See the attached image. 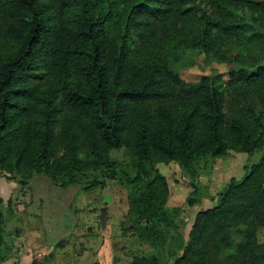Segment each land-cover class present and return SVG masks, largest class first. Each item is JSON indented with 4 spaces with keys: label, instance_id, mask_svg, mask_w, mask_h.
Returning <instances> with one entry per match:
<instances>
[{
    "label": "trees",
    "instance_id": "trees-1",
    "mask_svg": "<svg viewBox=\"0 0 264 264\" xmlns=\"http://www.w3.org/2000/svg\"><path fill=\"white\" fill-rule=\"evenodd\" d=\"M238 6L253 22L264 19V0H0L5 178L22 166L69 183L92 168L120 178L129 190L130 225L122 231L157 251L129 264H160V251L169 264H264V241L256 238L264 230V63L228 70L223 84L211 73L186 81L168 65L179 46L216 55L233 30L249 31L227 22ZM120 148L130 153L122 165L109 156ZM256 149L263 150L258 161L194 213L185 241L153 164L173 161L195 176L201 161ZM104 186L91 178L83 189ZM240 225L243 239L224 253ZM6 234L0 207V252Z\"/></svg>",
    "mask_w": 264,
    "mask_h": 264
},
{
    "label": "rangeland",
    "instance_id": "rangeland-1",
    "mask_svg": "<svg viewBox=\"0 0 264 264\" xmlns=\"http://www.w3.org/2000/svg\"><path fill=\"white\" fill-rule=\"evenodd\" d=\"M202 6L203 3L200 8ZM231 11L227 22L242 24L243 28L251 25L249 31L233 30L234 37L228 39L227 45L216 55L204 53L201 49L179 46L168 58L170 68L189 82L197 80L202 73H211L217 82L223 84L227 80L228 70L253 69L264 63V19L253 22L250 10L246 7L238 6ZM109 156L122 165L130 153L120 148L111 151ZM260 156L261 149L249 154L227 151L220 157L195 164V176L193 170H183L173 161L153 164L167 181L165 206L171 217L184 222L182 224L178 221V225L185 241L189 240L194 213L209 207L215 201L216 193L229 179H240L244 175V168L257 162ZM120 169L128 174L133 173L132 169L124 166ZM9 175L8 171L0 170V207L7 232L4 235L6 245L0 252V264H29L41 236L32 237L36 232L42 233V236L45 234L52 242L67 240L77 234L75 238L82 249L103 246L113 264H126L134 253L141 256L157 253L146 242L134 238L130 231H122V228L130 225L126 199L129 190L120 178H108L103 168L83 169L69 183L63 175L53 174L51 178L35 174L22 166L14 172L12 189L3 193L2 178ZM91 178L104 180V188L83 189L85 182ZM192 184H195V188ZM188 198L195 199L192 206L187 204ZM101 208H104L105 215L103 225H100L99 219ZM77 225L81 226L77 228ZM243 235L241 225L230 229V245L224 253L232 252ZM256 238L259 243L264 241V230L260 227L256 230ZM110 240H116V245H111ZM30 244L33 247L28 246ZM158 256L160 264L171 262L165 251H160Z\"/></svg>",
    "mask_w": 264,
    "mask_h": 264
},
{
    "label": "crops",
    "instance_id": "crops-1",
    "mask_svg": "<svg viewBox=\"0 0 264 264\" xmlns=\"http://www.w3.org/2000/svg\"><path fill=\"white\" fill-rule=\"evenodd\" d=\"M262 154L263 150L261 149V155ZM2 179L1 190L5 193L6 191L12 189V185L14 183L6 178ZM80 226L81 225H77V228ZM35 235H37V237L39 235L41 236L39 237V243L36 244L37 250L34 252L29 264H113L111 256L103 246L94 247L93 249L88 247L82 249L81 246H79L80 244L78 240H76L77 238H75L77 234L70 239H58L53 242L49 240L48 236H45V234L42 236V233L38 234L36 232L32 235V237ZM110 244L116 245V240H110ZM28 246L33 247L32 244ZM132 256H137V254L134 253ZM130 260L126 262V264H129Z\"/></svg>",
    "mask_w": 264,
    "mask_h": 264
},
{
    "label": "water",
    "instance_id": "water-1",
    "mask_svg": "<svg viewBox=\"0 0 264 264\" xmlns=\"http://www.w3.org/2000/svg\"><path fill=\"white\" fill-rule=\"evenodd\" d=\"M104 218H105V215H104V208H101V209L99 210L100 225H103V223H104Z\"/></svg>",
    "mask_w": 264,
    "mask_h": 264
}]
</instances>
